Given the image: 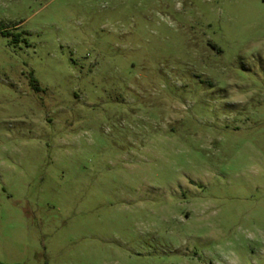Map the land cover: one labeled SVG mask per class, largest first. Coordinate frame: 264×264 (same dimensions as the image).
Wrapping results in <instances>:
<instances>
[{
	"label": "rangeland",
	"instance_id": "1",
	"mask_svg": "<svg viewBox=\"0 0 264 264\" xmlns=\"http://www.w3.org/2000/svg\"><path fill=\"white\" fill-rule=\"evenodd\" d=\"M0 261L264 264V0H0Z\"/></svg>",
	"mask_w": 264,
	"mask_h": 264
},
{
	"label": "trees",
	"instance_id": "2",
	"mask_svg": "<svg viewBox=\"0 0 264 264\" xmlns=\"http://www.w3.org/2000/svg\"><path fill=\"white\" fill-rule=\"evenodd\" d=\"M0 264H10V263H4V262L0 261ZM16 264H19V263H16Z\"/></svg>",
	"mask_w": 264,
	"mask_h": 264
}]
</instances>
